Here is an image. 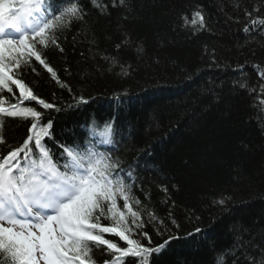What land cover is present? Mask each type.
I'll return each mask as SVG.
<instances>
[{"label":"trees","instance_id":"1","mask_svg":"<svg viewBox=\"0 0 264 264\" xmlns=\"http://www.w3.org/2000/svg\"><path fill=\"white\" fill-rule=\"evenodd\" d=\"M20 2L14 0L13 13ZM72 3L83 18L49 31L55 44L37 45L55 76L34 57L9 73L60 110L21 102L15 85L12 93L0 89V107H33L42 112L40 126L52 120L55 141L71 143L87 133L101 151L110 146L101 147L97 133L115 117L120 134L113 140L121 143L114 155L133 166V182L125 181L129 203L143 219L140 231L150 237V244L147 238L141 243L168 241L151 264H214L241 226L264 247V81L253 67L264 70V28L253 29L245 16L264 19V0H125L123 6L116 0V7L113 0H95L96 6L93 0H54L61 10ZM198 9L206 27L184 25L181 16L190 21ZM125 37L127 45L117 50ZM0 120V155H7L27 139L33 120ZM43 139L56 160L58 150ZM221 198L225 205L215 203ZM118 205L123 209L122 198ZM150 213L156 220L149 221ZM105 238L125 246L118 237ZM246 251L259 257L258 249ZM90 255L95 264L113 259L102 248L93 247ZM237 261L245 264L244 255L237 253Z\"/></svg>","mask_w":264,"mask_h":264},{"label":"snow or ice","instance_id":"2","mask_svg":"<svg viewBox=\"0 0 264 264\" xmlns=\"http://www.w3.org/2000/svg\"><path fill=\"white\" fill-rule=\"evenodd\" d=\"M59 2L63 5L66 0ZM93 3L96 6L95 0ZM118 3L123 6L125 0H118ZM116 6V0H113L112 7ZM14 7V0H0V89L12 93L11 85H15L21 102H36L43 109L59 111L55 104L34 95L22 80L14 79L9 73L12 66L19 68L34 57L55 76L41 58L37 45L55 44L47 33L66 19H82L83 12L76 3L61 10L54 6V0H21L15 13ZM254 11L259 13L258 9ZM245 16L253 29L257 25L264 28V19H252V13L247 11ZM181 19L184 25L206 27L202 9L195 10L190 21L186 14ZM249 30L247 25L243 28L244 32ZM127 40L125 37L121 44L115 45L116 49L126 46ZM253 67L259 79L264 81V70L256 65ZM124 74L127 75V71ZM239 87L249 93L256 90L249 88L247 83H240ZM259 88L264 93V84ZM80 100L86 103L83 97ZM260 103L264 104V100ZM0 116L33 120L23 144L9 150L7 155H0V264H95L90 255L93 247L102 248L112 257L111 264H127L128 260L133 264H151L153 254H159L168 241L156 247L141 243L142 238H147L150 244V237L140 231L143 219L129 203L131 187L125 181L133 182V166L122 164L114 155L116 145L121 143L113 140L114 133L120 134V126L114 123L115 117L102 122L103 131L97 133L102 137L100 146H110L101 151L96 150V142L87 133L79 138L74 136L71 143L55 141L51 133L52 120L48 119L46 126H40L42 112L33 107L17 104L7 110L0 107ZM2 123L0 120V128ZM38 127L39 131L33 134ZM43 138L58 150L56 160ZM125 138L122 136L121 140ZM0 143H3L2 135ZM136 170H139L138 163ZM118 198L123 200V209L118 205ZM215 203L225 205L226 198ZM102 219L109 223L101 224ZM153 220L156 217L150 213L149 221ZM202 231L200 228L195 230L196 233ZM250 233L251 230L243 226L234 230L233 243L217 252L214 264H239L237 253L244 255L245 264H264V247L256 244ZM106 234L118 237L125 246L120 247L112 239L105 238ZM133 235L138 238H131ZM247 249H258L259 257L248 254ZM104 264H110V261L105 260Z\"/></svg>","mask_w":264,"mask_h":264}]
</instances>
